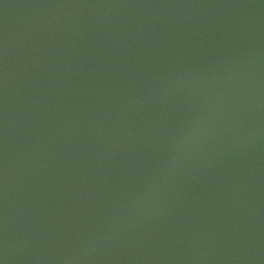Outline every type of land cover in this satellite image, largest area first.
Segmentation results:
<instances>
[{"label": "water", "instance_id": "95a60500", "mask_svg": "<svg viewBox=\"0 0 264 264\" xmlns=\"http://www.w3.org/2000/svg\"><path fill=\"white\" fill-rule=\"evenodd\" d=\"M0 264H264V0H0Z\"/></svg>", "mask_w": 264, "mask_h": 264}]
</instances>
